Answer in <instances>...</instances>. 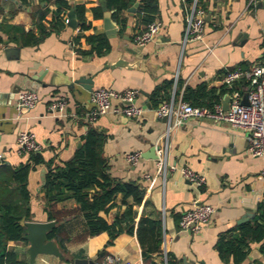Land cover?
<instances>
[{"label": "crops", "instance_id": "obj_1", "mask_svg": "<svg viewBox=\"0 0 264 264\" xmlns=\"http://www.w3.org/2000/svg\"><path fill=\"white\" fill-rule=\"evenodd\" d=\"M66 1L85 7L89 29L81 30L79 22L76 29L66 24L29 47H21L3 36L9 42L8 47L20 50L17 55H7L4 43L0 46V171L7 169L8 176L10 171L28 164L31 155L18 153L16 140L20 130L31 131L42 151L38 154L40 164L27 179L30 222H54V229H59V237L64 240L65 252L54 241L63 258L40 255L32 263L27 242L10 244L9 250L23 264H74L77 259L106 264L107 257L123 263L144 264L137 230L140 219H148L159 225L153 234L159 230L163 256L166 251L179 264H226L216 248L220 237L252 223L264 200L261 176L264 159L249 155L247 134L227 124L189 119L170 135L168 162L177 171L163 180L156 175L155 160L147 157L167 129L166 122L155 112L157 94L176 103H198L203 95L198 89L204 87L205 92L215 91L222 104L230 95L220 96L225 87L224 76L236 69L249 70L260 61L264 54V1L251 6V0H199L205 13L204 40L184 43L185 1L157 0L155 21L161 24V30L144 47L134 42V36L144 29L137 17L140 0H125L127 6L118 21L113 19L116 10L109 8L106 0ZM101 1L112 13V22L116 25L113 37H108L104 30ZM54 3L55 0H0V24L22 28L37 36L36 18L48 11L44 20L48 27L57 9ZM135 4L139 6L132 13L129 10ZM102 35L109 42V50L101 55L91 54L92 46L86 38ZM119 60L127 64L144 61L146 69L116 66ZM97 89L117 93L139 91L135 104L144 109L142 117L133 120L109 114L89 122V100ZM21 91L36 92L41 100L19 118L15 102ZM240 92L244 98L246 87ZM57 97L67 101L61 117L48 111ZM119 104L117 100L112 101L114 107ZM90 131L104 137L103 158L111 178L123 183L136 182L145 192L142 204L133 208L136 233H123L111 244L108 233L89 236L87 221L75 200H64L50 208L53 220H49L45 211L44 183L48 166L69 162ZM131 152L141 153L136 165L125 160V155ZM182 168L204 176L205 185L197 187L186 181L179 172ZM123 199L122 194L115 198L109 221L123 215L132 204L131 199L126 202ZM18 204L22 206L21 201ZM199 204L215 209L212 221L197 235L179 233L181 215ZM25 223L21 222L23 226ZM149 232L145 228L141 232L145 242H152ZM152 258L158 262L155 256ZM233 263L230 258L229 264ZM259 263L264 264V257L260 247L252 244L247 258L239 264Z\"/></svg>", "mask_w": 264, "mask_h": 264}, {"label": "trees", "instance_id": "obj_2", "mask_svg": "<svg viewBox=\"0 0 264 264\" xmlns=\"http://www.w3.org/2000/svg\"><path fill=\"white\" fill-rule=\"evenodd\" d=\"M109 8L116 10L113 15L117 21L119 14L126 8L125 0H106ZM185 4L191 5L193 0H184ZM57 7L53 21L47 27L44 20L48 11L38 15L35 26L38 30L36 36L34 32H25L24 29L0 24V46L5 39L9 38L21 47L35 46L53 32H58L66 26L68 12L73 9L80 23L81 30L89 29L85 20V7L82 5L73 6L66 0H55ZM200 7V1L197 0ZM158 14L157 0H140V7L137 17L144 25V28L154 22ZM87 43L92 46L91 54L101 55L109 50V42L105 36H91L86 38ZM247 85L244 81L236 83L235 89L240 92L241 88ZM202 91L201 102L188 103L196 107L212 108L215 104H220L219 97L215 91ZM231 93L226 86L220 92V96ZM158 105L167 101L161 93L157 94ZM189 101V100H188ZM186 101V102H188ZM82 146L76 150L73 158L64 164L49 165L45 177L44 199L45 211L49 220H53L50 208L64 200L73 199L79 206V212L87 221L88 234L91 237L101 233H108L112 243L119 235L127 233L133 235L135 230L136 213L133 208L140 206L145 197L144 190L136 182L123 183L111 178L109 167L103 158L104 137L90 131L83 137ZM41 162L40 155H31L27 165L15 172L6 170L0 171V264H23L18 260L17 255L9 250L10 244L26 243L24 236L26 229L21 222H30L31 213L27 203L29 193L27 190V179L32 170ZM124 196V202L131 199L132 204L128 205L123 215L108 220V214L114 207V200L119 195ZM22 203V206L18 202ZM150 226V228H148ZM159 225L148 219H140L138 222L137 237L143 248L144 264H179L175 259L167 255V261L163 260V251L160 249L161 235L159 230L154 236L155 227ZM149 230L152 235V242H145L142 237V230ZM147 237V234H145ZM49 240L55 241L62 252H65L64 240L59 237V229L52 230L48 235ZM257 244L264 257V200L260 202L255 218L252 223L241 226L236 232L228 233L220 237L217 243V251L221 260L229 264L230 258L233 264L244 261L250 251L251 245ZM152 256L158 259L155 261ZM260 264V263H259Z\"/></svg>", "mask_w": 264, "mask_h": 264}, {"label": "built area", "instance_id": "obj_3", "mask_svg": "<svg viewBox=\"0 0 264 264\" xmlns=\"http://www.w3.org/2000/svg\"><path fill=\"white\" fill-rule=\"evenodd\" d=\"M264 0H251L250 5L255 6ZM205 13L198 7L197 0H193L187 6L186 26L183 42L202 43L204 40ZM65 23L68 21L66 19ZM161 24L157 21L147 25L140 33L134 36V42L144 47L150 43L160 32ZM244 81L246 83L248 105L242 104V94L235 89L236 83ZM223 84L231 90L230 105L224 111L221 104H215L212 108L196 107L188 103L179 101L161 102L156 108V115L159 119H164L167 129L161 141L155 146L156 154V175L163 180L178 170L175 165L168 162V152L170 147L171 133L183 126L189 119L206 120L219 124H227L232 129L239 130L247 134L248 153L252 158L264 159V54L260 61L249 70L236 69L227 73L223 78ZM137 90H126L121 93L108 89H97L90 96V110L87 118L89 122L109 114L123 116L127 119L139 120L144 109L137 106L136 99L139 96ZM40 97L33 91H21L18 93L15 110L17 115L22 117L26 112L34 109L40 102ZM119 101V105L114 107L112 101ZM67 101L64 97H57L49 106L48 111L61 117L64 115ZM16 150L20 154L38 155L42 151L41 145L37 142L36 136L29 130H20L16 140ZM141 153L131 152L125 155V160L136 165L141 159ZM182 177L189 183L201 187L205 185L206 178L188 168L179 169ZM264 182V170L261 173ZM149 179V176H145ZM215 214V209L206 204L196 205L192 210L183 213L179 220V233L197 235L208 225ZM164 262L167 261V254L164 251ZM106 264H131L123 263L113 257L106 258Z\"/></svg>", "mask_w": 264, "mask_h": 264}, {"label": "water", "instance_id": "obj_4", "mask_svg": "<svg viewBox=\"0 0 264 264\" xmlns=\"http://www.w3.org/2000/svg\"><path fill=\"white\" fill-rule=\"evenodd\" d=\"M100 5L104 12L103 22H104V30L106 32V35L108 37H113L116 35V25L112 22V13L108 11L107 5L104 1H101ZM138 6H139L138 4H135L134 7L131 8L129 11L135 13ZM67 21H68L67 25L72 29H76L78 27V21L75 17V13L73 9H71L70 12L68 13ZM8 45L9 42L5 41L4 46L7 47L5 49V53L7 55H14V54L17 55L19 53L20 50L18 48H11L8 47ZM120 65H123L124 67L127 68L140 67L142 70L146 69V67L144 66V61L142 62L134 61L130 64H127L123 62V60H119L116 66H120ZM247 98L248 95L246 94V96L242 100L243 105H248ZM230 100L231 98L228 95L222 102L221 105L224 111H227L229 109ZM163 121L165 120L163 119ZM155 152L156 150L154 149L153 153H150V156L148 157L145 156V157L156 160ZM246 218L248 220L250 216L248 215ZM24 227L26 229V235L24 236V240L29 244L27 253L30 256V261L32 263L34 262L36 257L40 255L55 256L60 259L63 258L62 253L60 252L56 243L53 240H49L48 238L49 233L52 230H54V228L56 227V224L54 222H47V223L26 222ZM74 264H95V263L92 261L77 259L74 261Z\"/></svg>", "mask_w": 264, "mask_h": 264}]
</instances>
